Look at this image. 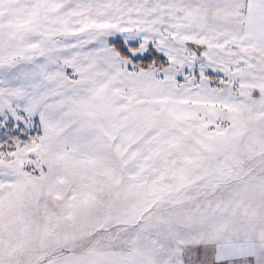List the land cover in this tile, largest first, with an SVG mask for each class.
<instances>
[{
	"label": "snow or ice",
	"instance_id": "1",
	"mask_svg": "<svg viewBox=\"0 0 264 264\" xmlns=\"http://www.w3.org/2000/svg\"><path fill=\"white\" fill-rule=\"evenodd\" d=\"M0 264H264V0H0Z\"/></svg>",
	"mask_w": 264,
	"mask_h": 264
}]
</instances>
